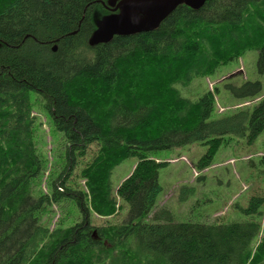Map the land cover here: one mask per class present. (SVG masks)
<instances>
[{"label": "trees", "instance_id": "obj_1", "mask_svg": "<svg viewBox=\"0 0 264 264\" xmlns=\"http://www.w3.org/2000/svg\"><path fill=\"white\" fill-rule=\"evenodd\" d=\"M96 1L0 0V264H264L256 222H176L167 210L144 222L167 166L148 153L200 143L207 146L196 164L202 171L225 136L248 135L253 143L264 131V100L212 120L214 93L192 101L176 87L248 50L264 63V0L182 4L155 29L92 44ZM232 90L252 99L261 85ZM33 97L65 139L52 193L38 197L32 182L45 164L33 139ZM94 144L99 150L79 174L80 190L71 176ZM130 157L138 164L114 195L113 170ZM118 199L129 205L128 219L94 226L92 214L115 215ZM65 203L81 221L53 230L41 223L44 210Z\"/></svg>", "mask_w": 264, "mask_h": 264}, {"label": "rangeland", "instance_id": "obj_2", "mask_svg": "<svg viewBox=\"0 0 264 264\" xmlns=\"http://www.w3.org/2000/svg\"><path fill=\"white\" fill-rule=\"evenodd\" d=\"M105 13L107 11L101 4L92 8L91 16L97 26L103 21ZM249 83H260L261 91L257 98L246 99L232 90ZM176 87L184 98L192 101H197L208 92L214 93L216 107L212 120L225 118L239 110H253L264 100V63L259 51L248 50L240 58L218 67L213 75L196 78L187 86L179 84ZM33 98L36 121L33 139L45 164L44 173L32 182L34 194L38 197L52 193V184L65 165V139L54 130L51 118L40 107V102ZM98 150L99 145H92L87 156L79 159L71 176L75 184L79 183L80 190L84 189L85 181L79 179V174L93 161ZM206 152L207 146L195 143L148 153L151 159L167 166L159 171L162 191L152 214L144 222H155L153 216L161 210L169 211L176 222L211 225L256 222L261 230L255 244L261 243L264 241V131L253 143L249 142L248 135L225 136L213 165L198 171L196 164ZM137 164L138 159L130 157L113 170L111 182L114 195ZM185 188L194 189V193L185 194ZM254 198L260 201L252 202ZM40 216L41 223L51 230L57 226L73 225L82 217L78 208L71 206V203L50 206ZM128 216L129 205L118 199L115 215L102 218L92 214V223L96 227L108 223L121 224Z\"/></svg>", "mask_w": 264, "mask_h": 264}, {"label": "water", "instance_id": "obj_3", "mask_svg": "<svg viewBox=\"0 0 264 264\" xmlns=\"http://www.w3.org/2000/svg\"><path fill=\"white\" fill-rule=\"evenodd\" d=\"M209 0H131L122 1L116 9L124 10L121 15L104 18L92 36L91 43L97 44L111 40L115 35L149 31L159 26L161 21L178 6L185 4L198 9ZM126 10L141 13L131 16Z\"/></svg>", "mask_w": 264, "mask_h": 264}, {"label": "flooded vegetation", "instance_id": "obj_4", "mask_svg": "<svg viewBox=\"0 0 264 264\" xmlns=\"http://www.w3.org/2000/svg\"><path fill=\"white\" fill-rule=\"evenodd\" d=\"M122 1H131V0H97L96 2H98L99 4L103 5L105 10L107 11V13L104 14L103 19L106 17H110L113 15H121L123 14L124 10L122 9H116V6L122 2ZM128 12H126V14H131V16H142L143 14L141 13H135V12H130L129 10H126Z\"/></svg>", "mask_w": 264, "mask_h": 264}, {"label": "bare ground", "instance_id": "obj_5", "mask_svg": "<svg viewBox=\"0 0 264 264\" xmlns=\"http://www.w3.org/2000/svg\"><path fill=\"white\" fill-rule=\"evenodd\" d=\"M247 10H248V9H247ZM251 14H252V13H251ZM251 14H250V15H251ZM256 20H257V19H256ZM257 22H258V21H257ZM262 29H263V28H262ZM164 118H165V117H164Z\"/></svg>", "mask_w": 264, "mask_h": 264}]
</instances>
